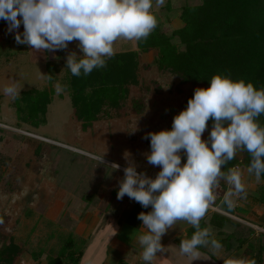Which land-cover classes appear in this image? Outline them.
I'll list each match as a JSON object with an SVG mask.
<instances>
[{"label":"rangeland","instance_id":"1","mask_svg":"<svg viewBox=\"0 0 264 264\" xmlns=\"http://www.w3.org/2000/svg\"><path fill=\"white\" fill-rule=\"evenodd\" d=\"M202 3L203 0H165L163 7L154 8L158 28L168 34L182 29L180 9ZM7 29V22L0 19V250L12 240L20 250L14 264H47L59 254L66 240H73L77 250L84 252L81 264H118L120 260L145 264L137 237L147 230L143 226L136 230L121 223L124 217L115 213L118 207L119 214L124 209L128 212L137 203L127 196L117 199L119 180L127 166L125 154H130L138 172L155 178L160 168L148 164L143 155L150 151V139L143 137L149 132L170 130L173 117L187 107L194 90L202 86L181 83L179 77L161 72L156 66L158 51H139L137 41L120 38L114 43L115 53H138L136 81L125 88L123 98L117 99L113 106L106 97L107 92L90 80L86 92L88 103L96 102L101 107L91 126L83 131L85 121L78 119L79 111L73 106V90L68 85L72 74L66 67L69 52L82 55L77 43H69L67 50L54 53L35 52L28 45L17 44L15 31L9 33ZM23 30L21 24L18 31L22 33ZM174 41L178 49L183 50L180 40L175 38ZM48 75L52 76L51 81ZM13 83L21 89L19 97L31 89L53 92L47 106L46 125L38 129L19 126V118L26 112H18L16 100L3 91ZM56 83L64 86L63 92L57 93ZM136 103H141V107L137 108ZM136 126L138 130L130 133ZM210 131L208 123L202 139L206 140ZM7 132L29 139L24 143L16 142L23 151L13 157L15 163H4L5 156L11 154L8 153L10 143H13ZM30 140L48 144L50 149H41ZM105 152L106 163L115 162L120 170L97 166L94 156ZM236 156L240 159L241 153ZM183 163L186 157L182 155ZM236 166L243 173L246 199H234L235 214L225 212L221 203L229 186L221 181L223 184L220 182L214 190L216 201L205 219L208 221L211 214L217 212L252 229L254 234L250 235L249 244L253 245V250L244 254L247 246L241 249L235 244L232 251L222 247L214 253L207 248L199 250L197 258L184 256L178 240L185 237L191 225L178 222L162 237L166 252L158 253L152 264H244L256 253L255 247L264 244V237L259 236L264 233V204L256 201L264 191V181L261 178L257 183L254 175L247 172L248 167L240 162ZM14 176H17L15 185L9 183ZM111 203L109 224V216L103 208ZM225 230L231 232L233 228ZM211 232L212 236L217 234L215 229ZM261 264H264V254Z\"/></svg>","mask_w":264,"mask_h":264},{"label":"clouds","instance_id":"2","mask_svg":"<svg viewBox=\"0 0 264 264\" xmlns=\"http://www.w3.org/2000/svg\"><path fill=\"white\" fill-rule=\"evenodd\" d=\"M165 0H0V19L15 31V42L28 45L35 52L67 50L76 42L82 55L71 51L66 67L73 76H87L94 69L106 67L115 55L114 43L120 38L146 42L158 26L154 12ZM21 24L23 32H19ZM56 58V57H54ZM53 78L48 75V80ZM57 93L64 86L55 84ZM13 100L21 89L15 84L3 89ZM264 114V88L252 82L233 80L228 75L211 77L209 87H197L187 107L173 117L170 130L147 133L150 151L144 153L148 164L159 167L155 178L138 172L136 163L125 154L127 166L119 180L117 199L125 196L151 211L140 212L138 219L147 230L137 239L145 264L166 252L161 240L178 222L194 229L190 239H182L180 253L197 258L201 248L216 252L222 244L212 236L210 227H201L209 208L214 205V190L221 181L229 186L223 203L232 207L234 199H246L247 190L238 166L225 167L238 152H247V172L257 183L264 176V126L258 122ZM212 128L206 140L202 134L209 120ZM135 130L130 133L137 131ZM96 155L98 165L120 170L107 164L104 155ZM182 155L186 163L182 164ZM195 260V259H194Z\"/></svg>","mask_w":264,"mask_h":264},{"label":"trees","instance_id":"3","mask_svg":"<svg viewBox=\"0 0 264 264\" xmlns=\"http://www.w3.org/2000/svg\"><path fill=\"white\" fill-rule=\"evenodd\" d=\"M179 19L184 23V27L173 34L160 31L158 26L150 34L146 42H137L139 51H158L156 66L161 72H168L181 79V83H194L202 88L209 87L211 77L216 74L230 76L233 80L243 79L245 82H252L257 89L264 88V0H203L198 6H184L179 11ZM175 38L180 40L184 47L179 50L175 44ZM137 51L119 52L107 60L106 67L94 69L87 76L83 74L79 77L71 76L70 88L73 90V106L77 108L78 119L85 122L82 124L83 131H86L91 122L95 120V114L99 113L100 104L96 102L88 103L86 94L90 80L106 91V97L113 106L117 99L123 98L126 93L125 88L130 83L136 81L135 70L137 67ZM52 72L49 65L48 73ZM53 92L46 90L39 91L31 89L21 93L15 99V106L18 112H26L24 117L19 118L20 124L28 125L38 129L46 125L47 106L51 103ZM137 108L141 103H136ZM258 122L264 126V114ZM212 128V120L208 121ZM9 133V132H7ZM13 138L10 143L8 156H5L4 163H15L14 156L23 151L16 142H26L28 138L19 134H8ZM47 139V137H44ZM37 143L41 149H50V145L37 140H30ZM241 158L237 156L226 167H235L239 162L248 167L250 156L247 152H240ZM2 156L0 155V159ZM10 165V164H9ZM264 181V176L261 177ZM15 185L17 176L11 178ZM223 184V182H221ZM227 188L224 186V189ZM256 201L264 204V191ZM125 203V200H124ZM113 203L107 204L103 210L107 213L108 222L111 224V209ZM118 209L117 210L118 212ZM221 209L233 215L235 207H228L223 202ZM151 207L143 208L136 203L128 212H115L116 216L124 217L121 223L129 225L136 230L141 229L142 221L139 220L140 212H149ZM119 222V223H120ZM233 228L231 232L225 228ZM201 227L215 229L217 234L213 236L217 239L225 250H233L235 244L238 248L247 246L245 253L252 251L253 245L249 244L250 235L254 231L230 217L214 212L207 221H201ZM195 229L189 226L186 235L178 240L190 239ZM264 237V233H260ZM207 248H201L205 251ZM249 259L244 264H261L262 254H264V244L257 245ZM20 250L11 240L10 243L0 250V264H14L19 257ZM84 252L76 248V242L66 240L59 254L47 264H81ZM118 264H128L120 260Z\"/></svg>","mask_w":264,"mask_h":264},{"label":"crops","instance_id":"4","mask_svg":"<svg viewBox=\"0 0 264 264\" xmlns=\"http://www.w3.org/2000/svg\"><path fill=\"white\" fill-rule=\"evenodd\" d=\"M226 231V230H225ZM228 232V231H227Z\"/></svg>","mask_w":264,"mask_h":264}]
</instances>
